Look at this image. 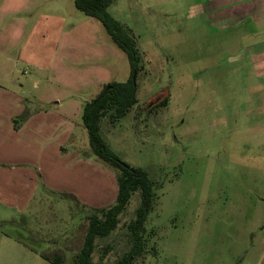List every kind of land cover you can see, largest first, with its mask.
I'll use <instances>...</instances> for the list:
<instances>
[{"label":"rangeland","instance_id":"rangeland-1","mask_svg":"<svg viewBox=\"0 0 264 264\" xmlns=\"http://www.w3.org/2000/svg\"><path fill=\"white\" fill-rule=\"evenodd\" d=\"M73 1L0 0V41L17 43L8 60L17 61L10 91L18 104L60 106L76 122L72 139L63 141L40 129L33 146L38 157L29 165L39 181L24 209L4 205L0 194V231L35 249L29 264H51L39 252L73 264L88 216L112 205L115 196V172L87 156L80 106L92 99L86 92L98 95L107 83L126 81L130 65L102 25L76 11ZM220 3L114 0L108 7L137 39L138 104L123 119L105 117L100 135L116 158L156 183L146 223L148 254L138 264H264V68L242 64L240 8L220 11ZM255 83L262 86L244 95ZM166 89V105L149 108ZM14 104L7 97L4 106L13 113ZM71 106L78 113L67 112ZM6 142L14 150L19 144L14 134ZM72 148L79 159L64 157ZM14 155L0 161V172L21 168ZM41 170L50 176L44 183ZM15 181L8 177L11 190ZM140 205L137 191L117 228L96 239L91 264H115L130 248L127 224Z\"/></svg>","mask_w":264,"mask_h":264},{"label":"trees","instance_id":"trees-1","mask_svg":"<svg viewBox=\"0 0 264 264\" xmlns=\"http://www.w3.org/2000/svg\"><path fill=\"white\" fill-rule=\"evenodd\" d=\"M113 1H73L76 11L102 25L111 43L125 54L131 71V76L126 81L107 83L98 95L82 106L81 122L89 139L87 156L103 162L115 172L117 194L112 205L98 209L99 214L88 216V227L83 244L80 250L73 254V264L92 263L96 239L109 236L117 228L120 215L128 207L132 194L137 191L140 194L141 205L136 210L134 220L127 224L130 248L116 260L115 264H138L143 262L148 254L146 223L153 209L156 183L147 176L143 169L129 167L116 158L100 135V125L105 117H108L110 121L123 119L138 104L136 83L132 81L133 73L140 68L137 39L131 29L121 24L108 12V7ZM168 96V89L163 90L160 97L148 102L149 108L166 105ZM14 239L35 251L21 238L16 236ZM38 255L51 264H64L59 254L48 255L39 252Z\"/></svg>","mask_w":264,"mask_h":264},{"label":"crops","instance_id":"crops-1","mask_svg":"<svg viewBox=\"0 0 264 264\" xmlns=\"http://www.w3.org/2000/svg\"><path fill=\"white\" fill-rule=\"evenodd\" d=\"M210 2L214 0H209ZM223 2H230L227 7H224L222 3L219 4V10L232 9L235 7L240 8V12L237 14L239 17V48L238 55L243 65H251L255 67V71H259L260 68H264V0H215ZM239 3V4H238ZM222 10V11H224ZM213 12V8H211ZM12 14H18L11 12ZM8 14V13H7ZM206 14H211L210 10H206ZM229 15V14H228ZM227 15V16H228ZM2 29L0 28V32ZM2 33V32H1ZM15 34L11 32V36ZM13 40V38L11 37ZM8 40L7 42L0 41V161H6L12 159L13 155L15 161L20 163V169L14 170L13 173L0 172V194L5 197V204L15 210L24 209L30 202V198L33 193L36 192L39 178L32 170L29 169V165L33 164L37 160L36 153L33 151V146L37 144L40 137V129L49 130L48 134L60 140L72 139L74 130L76 129V122L66 114L61 112L58 107L52 109H35L31 110L27 105H19L17 95L10 91V84L14 79L16 72L17 61L13 58L8 60V56L13 55L12 51L15 49L17 43L15 40ZM261 69V71H262ZM262 77V75L260 76ZM16 85V82H13ZM257 83V82H256ZM254 86H248L244 95L257 91L258 87L262 85L256 84ZM89 99L96 95L90 92H86ZM10 97L12 103L11 113L6 110L5 103L6 98ZM246 97V96H245ZM19 98V97H18ZM80 111L82 106H80ZM72 108V109H71ZM74 110V111H73ZM71 113H78L77 109H73V106L66 110ZM10 134H14L17 137L18 145L14 150L13 144H8L6 139ZM58 143V142H57ZM35 149V148H34ZM62 150L60 144L55 149L56 155L60 153L58 150ZM73 150V151H72ZM70 153L64 152V157L72 153L74 160L79 159L77 150L72 148ZM40 159V157H39ZM38 159V160H39ZM41 160L46 159L41 157ZM80 164V162H77ZM37 170H39L37 168ZM42 171V170H41ZM80 171V170H79ZM42 171L41 181H45L49 173L44 174ZM115 177V174L113 175ZM8 177L14 178L16 181L14 184L15 190H11L8 186ZM83 177L86 178V171L83 170ZM116 180V179H115ZM116 182V181H115ZM44 183V182H43ZM73 195L72 193H67ZM117 194V183L115 196H113V202ZM75 197V196H74ZM76 199V198H75ZM73 199V200H75ZM79 203V201H77ZM2 222V221H1ZM0 222V223H1ZM4 258L5 264H15L16 261L20 263H30L32 261V250L23 245L21 242L16 241L8 234L0 231V259ZM17 259V260H15Z\"/></svg>","mask_w":264,"mask_h":264},{"label":"water","instance_id":"water-1","mask_svg":"<svg viewBox=\"0 0 264 264\" xmlns=\"http://www.w3.org/2000/svg\"><path fill=\"white\" fill-rule=\"evenodd\" d=\"M134 78H135V73L133 74V78H132L133 83H134Z\"/></svg>","mask_w":264,"mask_h":264},{"label":"flooded vegetation","instance_id":"flooded-vegetation-1","mask_svg":"<svg viewBox=\"0 0 264 264\" xmlns=\"http://www.w3.org/2000/svg\"><path fill=\"white\" fill-rule=\"evenodd\" d=\"M150 102V101H149Z\"/></svg>","mask_w":264,"mask_h":264}]
</instances>
